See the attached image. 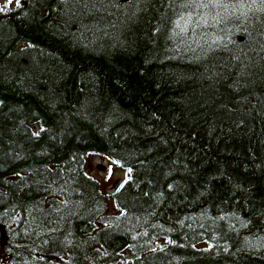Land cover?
I'll return each instance as SVG.
<instances>
[{
  "label": "trees",
  "instance_id": "16d2710c",
  "mask_svg": "<svg viewBox=\"0 0 264 264\" xmlns=\"http://www.w3.org/2000/svg\"><path fill=\"white\" fill-rule=\"evenodd\" d=\"M193 1L0 12V264H264V4Z\"/></svg>",
  "mask_w": 264,
  "mask_h": 264
},
{
  "label": "rangeland",
  "instance_id": "374dc122",
  "mask_svg": "<svg viewBox=\"0 0 264 264\" xmlns=\"http://www.w3.org/2000/svg\"><path fill=\"white\" fill-rule=\"evenodd\" d=\"M218 4L216 7H212L209 4V0H195L193 1L194 9L183 16L179 20V24L183 28H189L191 25L201 24V23H215L218 17L222 14L227 13V11L232 8L234 11L240 10H250L256 8L258 3L244 4L243 8L239 7V4L231 5L228 0H214ZM5 0H0V8H3ZM15 4V0H12V4ZM198 4H206L208 7H199ZM251 6V7H249ZM102 165L105 169L103 171L97 170V167ZM111 169V171H109ZM86 171L89 176L95 179L101 187L102 192L107 196H111L112 192L125 180L126 172L116 165L112 164L108 160H104L97 156H92L87 160ZM115 211V206L113 201L110 199L108 204V212L113 213Z\"/></svg>",
  "mask_w": 264,
  "mask_h": 264
},
{
  "label": "snow or ice",
  "instance_id": "6c2138e0",
  "mask_svg": "<svg viewBox=\"0 0 264 264\" xmlns=\"http://www.w3.org/2000/svg\"><path fill=\"white\" fill-rule=\"evenodd\" d=\"M15 3H16V7H18V8L21 7V0H15ZM253 3H255V0H253ZM261 3L264 4V0H261ZM11 4H12V0H5L3 8H0V12H6ZM209 4L212 7L218 6V4L216 2H214V0H209ZM182 6H187V5H182ZM198 6L199 7H208L209 5L198 4ZM239 7L243 8L244 4L243 3L239 4ZM249 7H251V6H249ZM183 30L184 29H181V31H183ZM28 46L31 47L32 45L29 44ZM113 163H115V162L113 161ZM109 171H111V169H109ZM121 187H123V185H121ZM117 191H119V188L117 189Z\"/></svg>",
  "mask_w": 264,
  "mask_h": 264
},
{
  "label": "water",
  "instance_id": "95a60500",
  "mask_svg": "<svg viewBox=\"0 0 264 264\" xmlns=\"http://www.w3.org/2000/svg\"><path fill=\"white\" fill-rule=\"evenodd\" d=\"M3 17L2 16H0V20L2 19ZM105 168L102 166V165H99L98 167H97V170H99V171H103Z\"/></svg>",
  "mask_w": 264,
  "mask_h": 264
}]
</instances>
